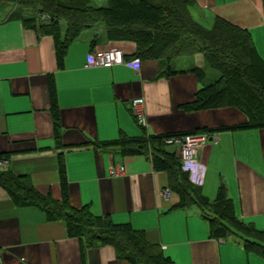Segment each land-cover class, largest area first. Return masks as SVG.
Segmentation results:
<instances>
[{
	"label": "crops",
	"instance_id": "obj_1",
	"mask_svg": "<svg viewBox=\"0 0 264 264\" xmlns=\"http://www.w3.org/2000/svg\"><path fill=\"white\" fill-rule=\"evenodd\" d=\"M195 1L194 19L196 11L211 23L222 17L247 29L264 60V0ZM88 29L68 44L59 67L52 36L37 34L24 26L13 6L0 5V155L8 161L1 170L59 200L61 156L70 206L87 205L94 215L129 222L174 264H264L263 255L244 249L245 233L235 229L226 237H212L199 204L175 207L179 196L173 190L164 197L168 176L154 169L150 153L125 154L119 145L107 144L144 133H208L197 153L205 175L200 185L194 184L195 196L211 202L222 188L233 215L245 227L264 233V130L218 129L245 121L232 106L182 108L200 86L218 77L201 53L173 58L168 72L157 59L142 58L139 69L124 64L86 67V55L95 49L117 47L126 58L135 51L134 42L106 40L101 25ZM95 34L100 41L91 44ZM194 67L203 70L199 79L188 72ZM135 97L144 99L145 126L132 112ZM167 150L178 156L174 146L168 144ZM111 165H123V173L110 176ZM249 239L264 246V237ZM0 264L129 262L112 245H88L69 236L62 219H50L37 206L18 205L0 185Z\"/></svg>",
	"mask_w": 264,
	"mask_h": 264
},
{
	"label": "trees",
	"instance_id": "obj_2",
	"mask_svg": "<svg viewBox=\"0 0 264 264\" xmlns=\"http://www.w3.org/2000/svg\"><path fill=\"white\" fill-rule=\"evenodd\" d=\"M195 2L106 0V4L97 5L92 0H0V5L13 6L24 26L33 28L37 34L52 36L59 67L63 64L68 44L82 30L96 25L103 27L106 40L134 42L132 57L157 59L166 72L173 58L201 53L209 66L218 71V77L200 86L193 100L184 103L182 108L195 111L232 106L244 114L245 121L218 129L264 130V60L257 53L249 31L222 17L215 18L212 28H204L192 17L191 8ZM29 10L32 12L29 13ZM44 12L50 15L48 20L38 17ZM98 41L100 36L95 34L91 44ZM188 72L194 73L198 79L203 74L200 67ZM50 87L52 110L55 113L57 105L52 82ZM193 132L196 131L144 133L138 137H120L107 144L119 145L125 154L150 153L154 169L167 173L170 190L179 196L175 207L199 204L209 224L210 236L226 237L234 233L235 229L239 230L247 237L243 240L244 249L254 250L264 256V246L249 239H263L264 233L245 227L233 215L231 202L222 188L211 202L196 197L194 184L180 168L179 157L167 150L168 144L164 142L166 137ZM58 169L62 189L59 200L42 195L21 177L7 170L0 169V185L8 190L18 205L37 206L50 219H62L69 236L82 239L88 245H112L117 256L129 264H174L157 244L148 242L142 232L135 230L129 222L115 223L108 216L94 215L87 205L80 208L70 206L65 187V164L61 156Z\"/></svg>",
	"mask_w": 264,
	"mask_h": 264
},
{
	"label": "built area",
	"instance_id": "obj_3",
	"mask_svg": "<svg viewBox=\"0 0 264 264\" xmlns=\"http://www.w3.org/2000/svg\"><path fill=\"white\" fill-rule=\"evenodd\" d=\"M38 17L42 20H48L50 15L48 13H40ZM116 64H124L134 69H139L141 65V59L137 56L126 58L120 48L110 47L105 49H95L90 51L86 55L85 66H103L111 67ZM130 105L137 122L145 126L146 125V113L144 110L143 97H135L130 100ZM209 138V134L206 132L187 133L172 135L166 137L164 142L166 144L175 147L177 154L180 158V168L188 175L189 180L193 184L200 185L203 182L205 175V166L198 160L197 153L200 147ZM7 159L0 158V169H4L7 166ZM124 171L123 165H111L109 168L110 176H116ZM170 188L163 189V196H170Z\"/></svg>",
	"mask_w": 264,
	"mask_h": 264
},
{
	"label": "rangeland",
	"instance_id": "obj_4",
	"mask_svg": "<svg viewBox=\"0 0 264 264\" xmlns=\"http://www.w3.org/2000/svg\"><path fill=\"white\" fill-rule=\"evenodd\" d=\"M29 13H31L32 12V10H29L28 11ZM27 12V13H28ZM195 20L197 21V22H199L204 28H206V29H210V28H212V26H213V23L214 22H210V21H208V17L207 18H205V17H200V15H199V13H197L196 11H195ZM89 30V29H88ZM180 59V58H179ZM182 59V63H184L185 62V58H181ZM180 61L181 60H178V64L180 65V66H185V65H182L181 63H180ZM205 61V60H204ZM206 63V62H205ZM179 65H177V64H174V66H172L173 68L174 67H178V68H180V66ZM210 71H213V73H215L216 74V70H213V69H211V68H209V67H207ZM210 76V74L208 73V77ZM231 237V236H230ZM232 239H234L233 237H231V240ZM230 240V239H229Z\"/></svg>",
	"mask_w": 264,
	"mask_h": 264
}]
</instances>
